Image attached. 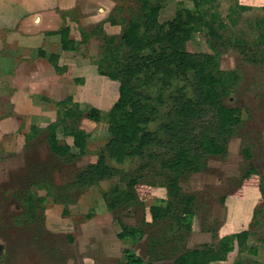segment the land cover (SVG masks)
<instances>
[{
	"label": "trees",
	"instance_id": "trees-1",
	"mask_svg": "<svg viewBox=\"0 0 264 264\" xmlns=\"http://www.w3.org/2000/svg\"><path fill=\"white\" fill-rule=\"evenodd\" d=\"M117 1L124 4L117 3L109 22L120 25L121 31L117 36L100 32L102 43L96 60L99 74L118 83V99L104 119L109 138L95 151V161L80 168L65 190L81 193L117 177L121 174L119 166L129 160H142L143 168L158 163L166 181V204L149 208V226L150 229L155 227L154 231L121 225L118 238L133 244L144 239L146 252L142 257L125 250L123 260L116 264H211L224 261L235 242L240 251L246 249L253 254L254 251L246 247L252 231L226 236L215 244L204 243L193 249L186 247L187 235L194 231L197 218L196 201L193 196L182 194L179 183L185 175L204 171L210 157L225 158L228 142L242 124L241 110L224 103L233 94L238 81L236 71L220 68L218 48L227 50L224 47L227 46L224 43L225 23L209 12L210 0L178 2L172 19L166 23L159 20L165 0H134L136 7L126 4L129 0ZM185 1L192 2L193 7H186ZM259 26L262 30L258 42L263 44L264 19ZM200 32H204L209 52L195 50L194 36ZM68 35V29L60 31L64 50L68 49ZM239 52L256 60V53L247 55L240 49ZM262 56L264 58V53ZM179 81L186 85L173 92L171 88ZM56 106L55 122L44 129L32 128L26 137V147L45 132L50 152L66 164L76 163L87 155L90 137L79 123L84 116L97 124L103 122L101 111L88 108L84 112L72 103V98ZM159 111L164 118L158 129L150 130ZM59 134L71 138L72 143L61 142ZM254 148L255 145L242 150L244 159L251 163L235 179L231 194L240 195L244 185H256L260 189L263 204L255 211V221L251 225L256 228L264 215V174L252 164ZM46 185L49 194L54 196L55 189L50 183ZM128 187L127 191H121L115 186L103 196L108 210L132 205L151 193L150 188L136 178L128 182ZM17 193L15 200L26 209V216H33L36 200L43 199H36L35 193L28 188ZM228 195L219 201L223 207ZM64 212L66 216L70 214Z\"/></svg>",
	"mask_w": 264,
	"mask_h": 264
},
{
	"label": "rangeland",
	"instance_id": "rangeland-1",
	"mask_svg": "<svg viewBox=\"0 0 264 264\" xmlns=\"http://www.w3.org/2000/svg\"><path fill=\"white\" fill-rule=\"evenodd\" d=\"M129 1L126 4L136 7L134 0ZM180 1L165 0L159 15L161 23L172 19ZM120 2L115 0L122 6L124 3ZM184 4L193 7L192 2L185 1ZM207 8L226 25L224 43L227 46L224 47L227 50L218 48L220 68L236 71L238 81L233 94L224 103L241 110L242 124L229 140L225 158L210 157L204 171L185 175L179 183L182 194L193 196L196 201L197 218L193 228L200 230L187 235L188 249L199 247L202 241H208V237L218 239L223 227V206L219 201L225 194L233 193L235 179L251 163L243 157L244 148L255 145L252 164L264 173V43L258 42L262 30L259 22L264 19V0H210ZM238 44L246 54L256 53V60L243 56L237 49ZM194 47L199 53L210 51L204 32L194 36ZM115 85L118 87L117 82ZM185 85L179 81L171 90L174 92ZM110 107H92L101 111V123L86 116L81 119L79 127L90 137L87 155L76 163L66 164L57 159L48 148L45 132L33 139L28 147L10 143L6 147L8 150L0 149V264H116L123 260L124 251L128 249L144 256V239L133 244L120 240L118 234L122 224L148 231L149 208L166 204V181L158 163L143 168L142 160H129L119 166L121 174L117 177L81 193L65 190L80 168L95 161V151L107 142L109 135L104 119ZM163 107L166 109L167 103ZM88 108L80 107L84 112ZM163 118L159 111L150 130L158 129ZM59 139L72 143L71 138H64L62 134ZM134 178L150 188V195L137 199L132 205L108 210L103 196L115 186L127 191L128 182ZM35 181L39 186H36L37 182L34 184ZM46 183L55 189L54 196L44 187ZM25 188L33 191L36 199H43L41 202L36 200L35 214L29 217L26 209L15 200L16 193H23ZM64 211L70 214L66 216ZM154 229L151 227L149 232ZM255 230L258 243H263L264 215Z\"/></svg>",
	"mask_w": 264,
	"mask_h": 264
},
{
	"label": "crops",
	"instance_id": "crops-1",
	"mask_svg": "<svg viewBox=\"0 0 264 264\" xmlns=\"http://www.w3.org/2000/svg\"><path fill=\"white\" fill-rule=\"evenodd\" d=\"M116 6L115 0H0V149L25 145L32 128L55 122L56 105L68 98L79 107L112 105L118 87L99 74L96 57L100 32L117 36L121 31L109 22ZM63 28L69 31L66 50ZM262 204L256 185L225 198L219 237L202 244L252 231L246 247L254 253L240 251L235 242L224 261L211 264H264V242L258 243L251 227Z\"/></svg>",
	"mask_w": 264,
	"mask_h": 264
}]
</instances>
